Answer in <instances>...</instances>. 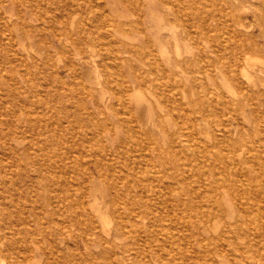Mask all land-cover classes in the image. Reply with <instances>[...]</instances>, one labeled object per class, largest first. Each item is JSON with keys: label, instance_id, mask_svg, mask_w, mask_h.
<instances>
[{"label": "bare ground", "instance_id": "1", "mask_svg": "<svg viewBox=\"0 0 264 264\" xmlns=\"http://www.w3.org/2000/svg\"><path fill=\"white\" fill-rule=\"evenodd\" d=\"M118 1L0 0V264H41L42 256L44 264H77L79 257L98 264H264V79L250 71L257 33L242 23L246 3L256 0H221L230 8L224 22L202 2L186 16L180 0ZM119 4L137 20L107 18L104 11L117 13ZM168 5L173 14L163 16ZM14 6L26 9L16 22ZM165 19L183 25L180 34L170 31L174 57L162 36ZM221 27L229 37H211ZM113 33L124 51L113 48ZM201 39L212 43L213 58L204 59ZM181 41L199 50L194 62L184 59ZM224 42L232 45L228 54ZM40 80L57 99L51 114L35 108ZM198 88L201 98L190 100L188 91ZM218 110L227 119L211 123ZM213 125L219 133H209ZM163 207L173 211L165 215ZM31 218L41 232L25 236L21 225ZM69 236L81 239L89 257L60 254L59 241L65 245Z\"/></svg>", "mask_w": 264, "mask_h": 264}, {"label": "rangeland", "instance_id": "2", "mask_svg": "<svg viewBox=\"0 0 264 264\" xmlns=\"http://www.w3.org/2000/svg\"><path fill=\"white\" fill-rule=\"evenodd\" d=\"M121 0L118 1V3L120 2ZM181 3H183L185 5V7L187 8V15H190L188 14V12L190 11H193L199 7H206L208 10L209 9H212L215 11V13H217L216 17L219 22L221 21H225L226 20V14H228L230 12V8L226 5H224V2H222L221 0H180ZM201 2L203 3V5L201 4ZM213 5H217V9L213 8L212 6ZM246 9L245 11L246 12V18L242 17V23L245 24V25H252L254 27V30L256 31L257 33V36H255L254 38H256V44L259 46V51L257 52H254V53H250L248 57H250V60L253 61L252 62V69H250L251 71V74L253 75L254 78H256V76H258V74L260 73V77L259 78H262L264 79V38L263 37H260L258 34H259V30H260V26H259V23H260V14H261V2L259 0H256V1H249L246 3ZM170 6V7H168ZM164 8H162L161 10H159V12L161 14H163V16L165 15H171L173 14V7L172 5H168ZM119 7H120V10L119 12L117 13H113V12H110V11H104V14L107 15V18L109 19H113V20H116L117 22H123V23H131V22H135L137 20V16L134 14V12L126 7H122L120 4H119ZM228 7V8H226ZM20 10L22 11H26L25 8H18V7H13L11 8V13H9V15H12V18H13V22H16L18 21V15L20 13ZM28 11V10H27ZM241 13V11H240ZM124 15L125 17H121V15ZM201 14V17L203 18H207L210 20L211 18V13L209 12H200ZM244 15V14H243ZM255 16V17H254ZM26 17H30V14L29 16H26ZM35 17V16H34ZM150 16H147L146 18V21H150L151 18H149ZM27 18V19H28ZM185 19H189V20H192L191 18L189 17H185ZM101 20V19H100ZM244 20V22H243ZM31 25L34 24L33 22H29ZM211 25L212 26H216L217 22L216 20L215 21H210ZM163 24H166L165 26V29L162 31V36L165 38V40L168 42V51L169 53L172 55V57H174V50H173V42L174 40L171 38L170 36V31L171 30H174L176 31V33L180 34L183 30V25L182 23L178 20V21H171V22H167L166 19L163 21ZM150 30V29H148ZM153 31V30H152ZM123 33L121 34H125L124 31H122ZM247 34V33H246ZM112 38H113V48L116 49V51H124L126 49V46L125 45H121L120 43H117V41H122L123 38L122 36L118 35V34H115L113 33L112 34ZM211 37H220L219 39L221 40H225V38L229 37L226 33L225 30H223V27H221L218 31L217 30H214L211 34ZM131 37H133V39H135V41L137 40V37L135 35H132ZM49 40V38H47ZM201 43H200V47H201V50L204 52V59H208V58H213L214 57V54H212V43L209 41V40H200ZM212 41V40H211ZM244 45L245 46H248V47H251L254 43L249 41L248 39L245 40L244 42ZM224 45L222 47V53L223 54H228V52L230 51V47L229 46L231 43H225L224 42ZM29 45V44H28ZM60 43H55V46L56 47H60ZM135 45L136 46H142L143 45V41H142V38L141 36H139L137 42H135ZM95 52H98L99 53V47H95ZM187 49L193 51V54L194 55H191V54H187L186 51ZM180 50L183 52V55H184V59L190 61V62H194L193 60L195 59V55H197V52L199 51L194 45H193V42L192 41H181L180 42ZM32 56L33 58H36L33 54H31V56H27L25 55V59L27 60V62L31 63L32 61ZM124 56V55H123ZM130 58H132L133 56H129ZM137 57V56H135ZM134 58V57H133ZM109 61V60H108ZM110 63V61H109ZM122 66L125 68V65L122 64ZM135 70H137L138 73H140V70L143 71L144 69L140 68L138 65L135 64ZM263 76V77H262ZM217 82V85L219 87V89H217L215 92L217 94H220L221 92V89L223 90V85H222V82H221V79L219 76H215V80L214 82ZM44 84L45 82L43 80H40V82H38V88H37V91L35 92V105L34 107L41 113H49L51 114L53 112V108L55 106V103H57V99L54 97V95L52 94H48L47 93V90H45L44 88ZM209 86V85H208ZM233 86V85H232ZM39 90V91H38ZM43 90V93L41 92ZM40 96H39V94ZM202 96V92L200 91V89H191L188 91V97L190 98V100H193V101H196V100H199ZM51 97V98H50ZM43 98V99H42ZM42 99V100H41ZM43 105H42V104ZM162 105V104H161ZM39 106V107H38ZM153 108V111H154V115L155 117L157 116L159 110H160V106L156 103V101H153L152 103V106ZM39 108V109H38ZM159 108V109H158ZM42 109V110H41ZM47 109V110H46ZM162 109V107H161ZM51 112V113H50ZM221 113V115H220ZM218 114V115H217ZM216 117V118H215ZM227 114L225 115L224 112H222L221 110H218L215 112V115L214 114H210V117H209V120L210 122L212 123V121L214 122V124L218 123L219 122H224L226 119H227ZM248 117H252L251 115ZM240 121L242 123V125L246 126L245 122L243 121V119L241 118V115H240ZM87 127L90 128V125H87ZM220 126H217V125H213L212 129H209V133L211 131L213 132H216V133H219L220 132ZM113 133H117V130L115 127H113ZM209 136V134H207ZM245 138H246V141L248 142V144L250 146H254L255 143L257 142L255 140V138H253V136H248L247 134H245ZM68 148L66 147V150ZM64 152V149H62ZM71 162L70 164L71 165H74V163L76 162L75 159L73 160L70 159ZM158 211H161L163 214H165L166 212H169V211H173L172 209H169V211L167 209H165V207L163 208H160ZM166 215V214H165ZM44 221H47L48 222V218H44L42 219ZM60 222V217L58 216L57 219H56V222H51L49 223L48 225V232H52L54 231L57 227H58V223ZM30 224L26 225V226H23L21 225V228H23V234H25V236H28L29 234H31L33 231H35L36 233L38 232V234H40V229L42 228L37 222H35L34 218H31L30 221H29ZM27 228V229H25ZM73 232L74 234L77 233V230L76 229H73ZM68 240V241H67ZM67 240H64L65 241V245L61 242L63 240H60V248L61 250L60 251V254L61 253H72V252H75V253H78V254H81L82 256L84 257H89V253H90V250L88 248H86V246L83 244V242L81 241V239L78 237V238H74V237H68ZM75 241V242H74ZM68 242V243H67ZM67 243V244H66ZM45 247H47V244L44 242L43 244ZM78 248V249H76ZM85 249V250H84ZM95 252H98L96 249L94 250ZM44 257V258H43ZM42 260H41V264H44L46 262V257L45 256H42ZM80 259H76V263L77 264H98V262L91 258V259H86L87 262H84L83 259H81V257H79ZM51 264H56L55 261L51 260L50 261ZM69 264H72V262L69 261Z\"/></svg>", "mask_w": 264, "mask_h": 264}]
</instances>
